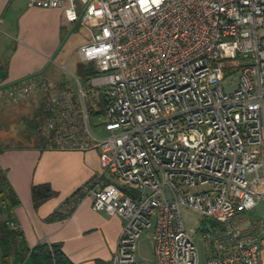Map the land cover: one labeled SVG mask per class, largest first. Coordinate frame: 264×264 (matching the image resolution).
Here are the masks:
<instances>
[{
  "label": "built area",
  "instance_id": "1",
  "mask_svg": "<svg viewBox=\"0 0 264 264\" xmlns=\"http://www.w3.org/2000/svg\"><path fill=\"white\" fill-rule=\"evenodd\" d=\"M26 2L87 31L79 63L98 71L89 88L103 119L94 123L73 73L63 89L41 74L0 84V100L41 101L50 148L100 150L92 209L124 219L110 264H263L264 228L246 233L240 221L264 202V0ZM228 73L238 75L230 93ZM182 207L210 224L206 262ZM151 227L152 260H139L136 241Z\"/></svg>",
  "mask_w": 264,
  "mask_h": 264
},
{
  "label": "crops",
  "instance_id": "2",
  "mask_svg": "<svg viewBox=\"0 0 264 264\" xmlns=\"http://www.w3.org/2000/svg\"><path fill=\"white\" fill-rule=\"evenodd\" d=\"M63 17L61 9L30 7L26 0H0V84L36 74L57 85L70 83L49 74L50 66L58 58L63 60L66 30L79 28ZM102 119L101 115L93 117L96 124ZM97 132L102 133L100 127ZM99 155V149H38L33 145L11 147L0 154V168L20 201L14 215L28 247L59 244L68 264H110L124 219L92 209L87 189L101 173ZM35 185H49L52 190L51 197L38 207L32 198ZM55 213L58 218L52 219ZM240 224L252 234L262 231L264 219L243 215ZM261 244L264 264V237ZM23 264L32 262L26 259Z\"/></svg>",
  "mask_w": 264,
  "mask_h": 264
},
{
  "label": "trees",
  "instance_id": "3",
  "mask_svg": "<svg viewBox=\"0 0 264 264\" xmlns=\"http://www.w3.org/2000/svg\"><path fill=\"white\" fill-rule=\"evenodd\" d=\"M76 75L88 87L91 98V114L100 115L103 112L104 101L101 93L89 88V80L92 76L98 74L93 63L76 66ZM67 84H58V88H66ZM29 102V101H27ZM39 102V101H38ZM23 102L21 104H24ZM39 110L31 119L24 118L29 132L24 136V142L15 144H4L0 140V154L11 147H29L34 146L38 149L48 148L51 138L42 134L39 130L45 119L43 103L40 101ZM20 105V104H19ZM11 105V106H19ZM52 190L49 185H35L32 187L33 205L38 207L46 199L50 198ZM20 205V201L14 192L6 171L0 168V264H23L26 259H30L32 264H68L61 250V245L43 242L34 248L28 247L24 235L21 232L19 224L16 222L14 211ZM52 219L58 218L53 214ZM206 222V220H204ZM15 225V226H12Z\"/></svg>",
  "mask_w": 264,
  "mask_h": 264
},
{
  "label": "rangeland",
  "instance_id": "4",
  "mask_svg": "<svg viewBox=\"0 0 264 264\" xmlns=\"http://www.w3.org/2000/svg\"><path fill=\"white\" fill-rule=\"evenodd\" d=\"M66 31V38L62 45L63 60L58 58L57 62L50 66L49 74L53 79H66L72 83L73 77L71 73L76 74L75 69L79 59L78 48L88 40V33L83 28H68ZM67 59H69L68 62H66ZM63 65H66V70L62 68ZM237 76V74L228 73L224 77L222 86L226 93H230L236 88L238 83ZM39 107L40 103L38 101H29L19 106H11L0 100V135L4 137L2 142L10 144H15L18 141L24 142V136L29 132L24 118L31 119L39 110ZM192 192H197V189H193ZM180 215L185 229L195 241L202 263L206 262L213 245L210 240L203 238V234L210 228V224L204 222V218L200 213L186 207L181 208ZM246 216L252 219H264V202L247 212ZM152 231V227L145 229L136 241V255L139 260H151L152 258L154 249Z\"/></svg>",
  "mask_w": 264,
  "mask_h": 264
}]
</instances>
